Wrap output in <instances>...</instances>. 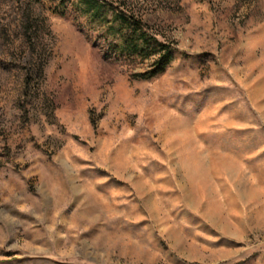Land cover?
<instances>
[{
    "label": "rangeland",
    "instance_id": "obj_1",
    "mask_svg": "<svg viewBox=\"0 0 264 264\" xmlns=\"http://www.w3.org/2000/svg\"><path fill=\"white\" fill-rule=\"evenodd\" d=\"M97 2L0 0V264H264V0Z\"/></svg>",
    "mask_w": 264,
    "mask_h": 264
},
{
    "label": "trees",
    "instance_id": "obj_2",
    "mask_svg": "<svg viewBox=\"0 0 264 264\" xmlns=\"http://www.w3.org/2000/svg\"><path fill=\"white\" fill-rule=\"evenodd\" d=\"M84 3H87L88 6H91L93 8H97V10L101 9V7L97 6L98 5L97 0H84ZM133 46L134 45H131L130 47H133ZM172 58H173V54L171 50H169L168 48H165L159 53V56L154 61V65L151 68V70L148 72L147 71L144 72V74L142 75L144 76L149 75V77L156 75L158 72L163 71L167 67V65L171 62Z\"/></svg>",
    "mask_w": 264,
    "mask_h": 264
}]
</instances>
